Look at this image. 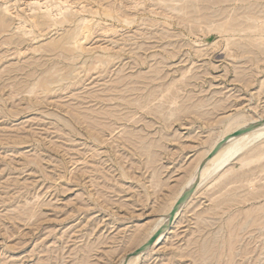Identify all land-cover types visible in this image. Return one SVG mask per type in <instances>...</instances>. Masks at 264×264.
Returning a JSON list of instances; mask_svg holds the SVG:
<instances>
[{
  "label": "rangeland",
  "instance_id": "obj_1",
  "mask_svg": "<svg viewBox=\"0 0 264 264\" xmlns=\"http://www.w3.org/2000/svg\"><path fill=\"white\" fill-rule=\"evenodd\" d=\"M30 1L0 0L10 26L0 34V264H118L163 217L220 121L264 107V26L251 46V30L224 36L220 27L228 16L242 30L258 26L264 0H68L66 21L45 28L30 20ZM85 18L96 24L89 43L44 51L70 33L81 39ZM21 34V46L4 44ZM126 82L143 92H126ZM137 98L119 108L123 127L112 135L81 121ZM126 129L138 140L124 144ZM245 165L232 162L204 187L143 264H264V160Z\"/></svg>",
  "mask_w": 264,
  "mask_h": 264
},
{
  "label": "bare ground",
  "instance_id": "obj_2",
  "mask_svg": "<svg viewBox=\"0 0 264 264\" xmlns=\"http://www.w3.org/2000/svg\"><path fill=\"white\" fill-rule=\"evenodd\" d=\"M44 2L41 3L39 0H34L33 2L30 1L28 6H38V13L33 16L32 20L33 24L39 28H45L49 26H57L59 23H64L66 21L67 16H65L66 11L63 9V4L68 2V0H60V2L56 3L55 5H50L48 0H43ZM29 2V0H28ZM20 3V2H19ZM24 6V5H23ZM26 6V5H25ZM58 9L60 12L58 14H54L53 11ZM10 12V11H9ZM9 14V13H8ZM106 15H108V12H105ZM61 17V20L59 21V18ZM86 19V18H85ZM182 20H185L182 18ZM230 16L226 17L224 22L220 25V27L223 29L222 35L224 36H231L232 34L236 33H246L249 30H251V33L254 34V38L251 37V41L247 44L248 46L256 45V42H259L261 40V36L259 38L258 34L260 31V28L264 26V19H258L259 25L256 27H246L242 30V27L239 24H236L235 22L239 19H236L234 22L231 21ZM73 23H76L73 21ZM72 23V24H73ZM82 24L84 25V28L81 30V36L82 38L79 39V36L75 33H70L68 36L63 38L59 42H53L49 44L44 51L49 53H54L57 51L63 50L67 45L73 46V47H80L81 46V40L84 41V43H89L91 40V37L94 34V30L96 29V24L91 25L92 21L90 20H83ZM100 25V24H99ZM10 26L8 25V20L6 18V14L0 15V34H5L6 32H9L8 28ZM49 29V28H48ZM104 30V29H103ZM116 33V29H106L105 31ZM27 34H21L19 37H9L4 44L10 45L15 44L16 46L22 45L23 41L25 40V37ZM15 40H14V39ZM263 38V37H262ZM102 48V47H101ZM104 48V47H103ZM258 49L261 51H264V45L258 46ZM22 50H19L16 52L17 58H20L22 56ZM39 52L36 48L34 49V53ZM106 58V57H104ZM103 57H99L98 62L99 64H103ZM112 60L111 58H109ZM102 61V62H101ZM28 65V66H27ZM34 64H24L23 65H13L10 69H8L10 72L23 70L24 72L31 68ZM12 66V65H11ZM36 67H39V65H35ZM33 72V71H31ZM44 74V72H43ZM43 74L41 75V79H44ZM34 76V73L28 74V77ZM26 76V75H25ZM27 78V77H26ZM41 82V80L38 81V83ZM45 83L44 89L47 90L49 83L46 81H42ZM130 84H133L130 86ZM136 84L140 85L138 82H126L121 84L119 87H127L125 90L128 93H137L141 94L143 92V87L136 86ZM261 88H264V83H262ZM123 92V91H120ZM96 95V94H95ZM93 96L95 100L102 99V96L96 95ZM154 96V93H151L148 96V99ZM163 96H161L162 98ZM104 98V97H103ZM160 97H156L152 101H150V104L156 105L155 102H158L161 100ZM119 99H124V97H119ZM114 99H111L110 101H113ZM106 101V100H105ZM140 104V98H137L133 101L130 100H124L122 103L118 104L115 108L109 109L107 112L97 113L94 110L91 111L90 115H84L80 114L82 116L81 121H85L87 123V126L89 127L90 131L92 132H98L100 131H106L110 132L111 135L116 133L120 129V127H123L122 125L119 126V121H122L125 118V113L119 108L125 107L130 108L134 105ZM217 106H221L218 105ZM261 106V105H260ZM145 107L142 108V110ZM223 108L224 107H220ZM257 108V107H256ZM189 107H186L185 110H189ZM159 105L156 106L155 109L150 108V113L158 112ZM235 110V109H234ZM254 110V107H253ZM100 111V110H98ZM254 115L252 117H246L243 115H235V116H229L225 121H220V123L223 124V130L217 135L214 141H211L208 143V148L206 151L198 158V160L195 162V164L188 170L187 176L184 182L181 183L180 188L175 192V194L172 196L168 204L163 208V217L154 223L148 232L136 236L132 239V247L130 250H128L119 260L118 264H143L144 259L147 257V255L153 253L159 246L164 244L168 238V235L170 234L171 230L176 226L177 221L182 216L183 212L189 205V203L198 195L200 194L201 190L206 187L208 184H214L217 182L221 177L226 176L224 172L231 166L232 162L236 161L237 163H240V166H246L245 164L250 161H259L264 160V107L262 110L254 111ZM96 114L103 116L100 118V116H97ZM96 115V116H94ZM196 115L204 118L205 115L210 117V113H196ZM99 118L104 119L105 121L109 122L108 124L99 123ZM78 121V118H75ZM133 117L128 118V121L132 120ZM99 120V121H98ZM101 122V121H100ZM80 123V122H79ZM82 123V122H81ZM80 123V124H81ZM138 122H136L137 124ZM252 129L245 132L244 134L240 136L234 137L233 134L239 130H243L246 128H249V126H252ZM99 131V132H100ZM104 133V132H102ZM101 133V134H102ZM120 134V133H119ZM123 137L121 138L123 140L124 144L127 143H134V139L138 140L139 138V131L136 132L135 130H125L123 132ZM117 136V135H116ZM92 138L96 141H100L101 139L97 137L96 135H92ZM114 135L112 136V138ZM117 138V137H116ZM225 138H228V141L223 144V146L220 148V150L217 152V154L213 158H209L208 156L211 154V152L216 148V146L225 141ZM114 140V139H113ZM145 150L149 154L150 160L154 163L153 159L154 156H151V152L149 150V147H146ZM151 153V154H150ZM232 184V183H230ZM229 187V184L227 185ZM227 186L225 188H227ZM191 188H194L193 194L188 198V200L180 206L179 210L177 211L173 223H169L168 216L179 200V198L183 195L184 192L187 190H190ZM226 191V189H225ZM227 192V191H226ZM229 193V192H228ZM229 196V195H227ZM167 225L165 230L162 232L161 236L157 239L155 244L148 248L145 252L140 253L138 255H134V252H136L138 249H140L142 246H144L153 236L154 234L163 226ZM141 234V232H139ZM252 252H248V254H251ZM263 255V254H262Z\"/></svg>",
  "mask_w": 264,
  "mask_h": 264
},
{
  "label": "water",
  "instance_id": "obj_3",
  "mask_svg": "<svg viewBox=\"0 0 264 264\" xmlns=\"http://www.w3.org/2000/svg\"><path fill=\"white\" fill-rule=\"evenodd\" d=\"M252 127H253V125L249 126V128L239 130V131L235 132L233 134V136L234 137L240 136V135L244 134L245 132L251 130ZM227 141H228V138H225L224 142L219 143L208 157L213 158L217 154V152L220 150V148L223 146V144L226 143ZM193 192H194V188H191L190 190H187L186 192H184L183 195L179 198V200L177 201V203L175 204V206L173 207V209L171 210V212L168 216V221L170 224L173 223L175 215H176L177 211L179 210L180 206L183 205L188 200V198L193 194ZM166 227H167V225L165 224V226L160 228L144 246H142L140 249H138L136 252H134V255H138L140 253H143L148 248L152 247L155 244V242L157 241V239L161 236L162 232L165 230Z\"/></svg>",
  "mask_w": 264,
  "mask_h": 264
}]
</instances>
